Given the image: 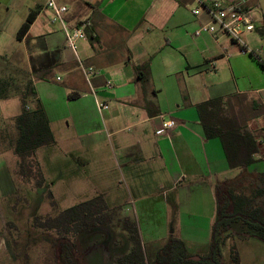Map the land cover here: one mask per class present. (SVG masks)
I'll use <instances>...</instances> for the list:
<instances>
[{
	"label": "crops",
	"instance_id": "obj_1",
	"mask_svg": "<svg viewBox=\"0 0 264 264\" xmlns=\"http://www.w3.org/2000/svg\"><path fill=\"white\" fill-rule=\"evenodd\" d=\"M55 1L67 8L62 23L52 21L54 12L46 6L47 0L36 6L28 4L15 28L19 29L31 9L39 7L29 30L18 40L27 50L23 54L13 47L9 53L0 54L1 76L15 68L29 73L32 64L43 67L44 52L59 51L57 64L44 79L31 76L54 137V142L34 153L60 143L55 127L61 125L72 126L78 136L90 139L95 159H109L108 152L115 148L125 159L126 169L131 170L141 160L131 161L137 147V155L146 160L156 157L166 172L173 170L171 184L177 190V210L182 205L184 209H198L207 201L212 225L216 200L207 154L211 139L204 137L197 105L224 97L227 114L238 123L242 121L238 125L254 135L259 142L255 157L263 159L264 155H257L264 148V68L253 55L241 54L239 46L226 35H194L208 20L203 6L195 0ZM219 1L239 3L246 10L245 3L249 2ZM193 8L198 14L191 12ZM7 16L0 13V27L5 21L7 25ZM251 18L254 30L244 39L264 61L263 46L257 48L261 39L255 19ZM83 19L88 39L79 41L73 50L66 45L64 27L73 28ZM79 61L94 72L84 71ZM165 97L167 100H162ZM98 99L108 104L107 110L98 109ZM149 100L155 109L147 108ZM0 103L6 104L0 106V149L13 151L17 135L14 117L20 113V101L10 96ZM162 114L176 119L177 125L157 134ZM39 162L44 165L40 158Z\"/></svg>",
	"mask_w": 264,
	"mask_h": 264
},
{
	"label": "rangeland",
	"instance_id": "obj_2",
	"mask_svg": "<svg viewBox=\"0 0 264 264\" xmlns=\"http://www.w3.org/2000/svg\"><path fill=\"white\" fill-rule=\"evenodd\" d=\"M44 2L0 0V13L9 17L7 25L5 21L0 27V54L9 53L13 47L25 53V43L16 38V24L28 4L36 6ZM245 4V10L255 19L261 39L257 48L263 46L264 56V0H249ZM3 105L6 104L0 103ZM146 106L156 108L151 100ZM221 106L216 107L215 118L232 128H243L238 125L242 121L238 123ZM76 132L72 126L55 127L60 143L27 157L23 176L19 174L18 156L6 151L7 147L0 149V264H63L61 236L49 228L51 223L46 220L64 211H69L68 216L76 221L83 211L87 216L106 214L111 218L107 225L66 236L73 243L77 264H116L117 257L133 246L129 233L134 235L141 264H151L171 237L180 239L191 256L207 251L211 233L209 202L200 204L198 209H184L182 205L177 210V190L171 184L173 170L166 172L155 155L153 160H146L137 155L136 147L131 161L139 157L141 160L131 170L126 169L125 159L115 148L114 153L108 152L109 159L93 158L91 140ZM106 139L109 141L107 136ZM207 154L213 185L225 182V186L253 198L254 204L261 206L264 199L255 194L257 183L251 175L263 168L262 162L242 170L230 168L218 139L210 140ZM263 155L264 148L257 156ZM39 158L44 161L43 166ZM63 219L59 221L65 223ZM231 233L222 247L225 264H264V241L246 236L238 224L233 225Z\"/></svg>",
	"mask_w": 264,
	"mask_h": 264
},
{
	"label": "trees",
	"instance_id": "obj_3",
	"mask_svg": "<svg viewBox=\"0 0 264 264\" xmlns=\"http://www.w3.org/2000/svg\"><path fill=\"white\" fill-rule=\"evenodd\" d=\"M93 7V5H91ZM39 7L31 9L16 33V38L21 40L30 28V25L38 14ZM59 51H45L44 66L36 68L32 64L31 72L26 73L21 68L11 69L0 76V100L17 96L20 101V113L14 117L17 135L13 145V151L19 158V172L23 176L25 159L41 146L54 142V137L49 125L44 108L37 97L31 76L44 79L46 74L57 64ZM264 68V61L253 51L250 52ZM72 99L73 95L68 94ZM224 97H214L197 105L198 114L203 126L206 139L217 138L230 168L242 170L256 162L263 163V169L251 175L257 186L255 194L264 199V158L261 161L255 157L258 152L259 142L254 135L241 127H231L221 119L215 118L216 107L223 105L222 111L227 113ZM225 124L224 126L222 125ZM216 208L211 225L208 251L204 255H197L198 259L191 258L180 239L171 237L169 241L157 252L151 264H225L222 260V247L226 236L231 233L233 225H240L246 236L257 237L264 241V201L261 206L255 205L253 198L245 194L236 193L231 187L225 186V182L218 183L214 187ZM223 195V201L221 196ZM69 211L49 218V228L61 236L63 264H77L73 243L66 237L69 233L77 235L89 228L99 225H107L111 218L106 214L87 216V212L81 213V218L75 220L68 216ZM70 217V218H69ZM64 218V219H63ZM63 219L65 223L59 220ZM66 219V220H65ZM47 223V222H46ZM48 223V224H49ZM129 241L133 242L131 249L124 255L117 257L116 264H141L138 256V248L135 246V238L128 234ZM232 256V255H230Z\"/></svg>",
	"mask_w": 264,
	"mask_h": 264
},
{
	"label": "built area",
	"instance_id": "obj_4",
	"mask_svg": "<svg viewBox=\"0 0 264 264\" xmlns=\"http://www.w3.org/2000/svg\"><path fill=\"white\" fill-rule=\"evenodd\" d=\"M195 1L199 5L203 6L208 16V20L194 31V35L199 36L203 33H208L212 35H226L239 46L241 54H250V52H252V50L248 48L244 36L246 33H249L254 30V24L251 16L245 9H242L240 7L239 3L223 4L219 0ZM46 6L54 12L52 21H60L62 23V17L67 11L66 6L56 3L55 0H47ZM191 12L196 15L199 11L197 8H193ZM86 26L87 22L83 19L80 20L77 25H75L73 28L64 27L66 45L68 47L75 50L79 41H85L88 39L87 34L85 32ZM78 64L79 67L87 73L94 72V69L92 67H85L80 61ZM106 86L110 87V84L107 83ZM97 107L99 110H107L108 104L104 100L98 99ZM160 117L161 125L156 130L157 134H163L168 129H172L177 125L176 119L172 117H166L163 114L160 115Z\"/></svg>",
	"mask_w": 264,
	"mask_h": 264
},
{
	"label": "water",
	"instance_id": "obj_5",
	"mask_svg": "<svg viewBox=\"0 0 264 264\" xmlns=\"http://www.w3.org/2000/svg\"><path fill=\"white\" fill-rule=\"evenodd\" d=\"M191 258H193V259H198V257H196V256H192Z\"/></svg>",
	"mask_w": 264,
	"mask_h": 264
}]
</instances>
